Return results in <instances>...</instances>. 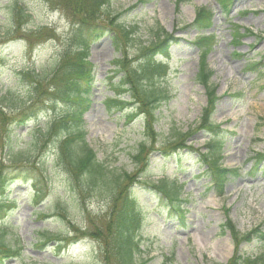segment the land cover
Wrapping results in <instances>:
<instances>
[{"label":"rangeland","instance_id":"374dc122","mask_svg":"<svg viewBox=\"0 0 264 264\" xmlns=\"http://www.w3.org/2000/svg\"><path fill=\"white\" fill-rule=\"evenodd\" d=\"M199 6L214 12L213 27L206 33L213 32L216 42L206 62L216 89L211 119L225 130L221 163L239 168V176L225 182L222 194L203 172L202 153L209 136L197 128L207 96L196 79L200 50L194 40L198 32L187 25L194 21ZM18 10L23 11L22 17ZM100 12V20L110 17L136 27L137 39L123 53L130 61L139 56L138 45L147 44L159 28L173 32L177 40L164 58L165 74L155 80L167 99L154 110L158 134L152 140H146L142 132L143 116L126 121L128 107L113 109L102 101L112 95L107 84V78L115 75L112 60L122 56L113 44L114 26L108 24L110 31L87 42L88 61L94 65L97 81L81 129L84 141L114 175L126 171L139 180L128 181L144 216L135 259L144 264H225L237 251L248 257L263 253L264 241L258 239L241 242L235 250L221 224L229 216L242 234L257 226L264 233V168L254 169L248 160L264 151V0H233L227 14L217 0H108ZM239 27L248 31L234 43L231 37ZM73 34L71 19L56 3L0 0V94L15 93L28 105L29 83L34 78H24L22 71L49 78L64 54L77 46ZM39 99L36 115L42 125L52 117V109L43 102L44 96ZM189 129L193 133L187 148L179 150L180 160L161 152L171 133ZM22 139L29 136L23 134ZM143 140L150 165L147 172L137 174L131 156ZM51 149L44 143L32 156L33 163H28L25 178L13 180L7 191L8 210L0 214V241L19 249L20 255L6 258L4 264H104L102 247L89 233L108 216L112 184L82 189L79 194V181L56 162ZM164 177L182 185L183 223L168 215L165 196L150 186ZM34 189L39 192L37 197Z\"/></svg>","mask_w":264,"mask_h":264},{"label":"trees","instance_id":"16d2710c","mask_svg":"<svg viewBox=\"0 0 264 264\" xmlns=\"http://www.w3.org/2000/svg\"><path fill=\"white\" fill-rule=\"evenodd\" d=\"M56 3L71 19L74 40L78 42L75 50L65 53L58 65L49 76L42 77L39 73L24 71V78L33 80L29 85L28 105H24L15 93L4 92L0 94V214L8 210V191L10 184L19 177L25 178L29 165L33 163L32 156L37 154L44 143L48 142L54 153V159L71 176L80 183V192L84 189L107 188L111 185V208L102 225L93 228L89 233L98 239L102 247L104 264H143L135 259L138 248V231L141 228L144 216L137 203L132 183L136 180L134 173L126 171L113 174L108 166L96 157L95 152L84 141V132L81 130L83 113L90 107L91 95L95 86V72L93 65L87 60L88 47L84 45L87 39L95 38L110 31L108 24L114 26L113 44L117 51H122V56L114 60V77L107 78L111 96L104 99L105 106L114 109L128 107L127 120L143 116V134L146 140H152L158 134L154 128L156 118L154 109L161 100L167 98L155 84V80L163 75L166 65L159 62L156 56L168 54L172 42L177 41L173 33H168L159 28L154 32L147 44L140 43L137 47L139 56L128 60L124 56L126 47L136 41V27L119 24L108 17L100 20V8L108 0H48ZM233 0H219L221 10L227 14ZM23 11L18 10L22 17ZM213 13L204 7L197 8L193 23L188 26L198 31L212 26ZM106 24V25H105ZM240 28L234 29L231 41L238 43L244 36ZM247 31V29H243ZM200 34V33H199ZM216 42L214 34H200L195 39V44L200 50L199 66L196 73L197 81L204 86L208 95V103L203 108L198 129L208 134L206 150L202 153L205 162L203 172L208 173L214 187L223 192L225 182L230 178L239 176L238 168H228L221 164V151L225 130L220 124L211 119L215 103V89L210 86L212 70L207 67L206 56ZM135 61V62H132ZM259 62L251 65L255 69ZM118 77L115 78V76ZM264 77V70L263 75ZM44 94V95H42ZM34 95V97H33ZM41 96L45 97L47 105L51 106L52 117L43 125L35 124L25 131L28 140L22 141L16 129L24 125L27 120L36 116L37 102ZM127 96V98L125 97ZM10 110L11 112H8ZM74 131L73 134L71 132ZM193 129L185 132L174 131L170 140L161 149L165 155L173 154L180 160V149L187 148L186 141L192 135ZM24 143L23 146H21ZM192 149V146H188ZM147 145L145 140L140 141L131 158L138 172L147 170ZM3 161L8 166L2 165ZM253 161L254 169L264 168V152H256L249 158ZM181 167L180 165H178ZM112 176V180L110 176ZM163 193L168 202V215L176 216L181 223L185 221V210L182 206V185L169 181L164 177L157 184L152 185ZM83 189V190H82ZM37 197L39 192L35 190ZM222 231H229L235 250L241 242L253 239L263 240L264 233L260 226L247 233H240L232 220L227 217L221 224ZM19 256V250L13 249L5 242L0 241V264L8 257ZM225 264H264V252L248 257L235 252Z\"/></svg>","mask_w":264,"mask_h":264}]
</instances>
